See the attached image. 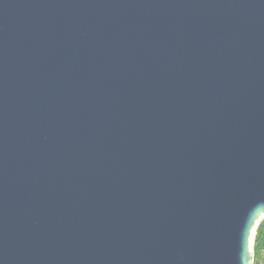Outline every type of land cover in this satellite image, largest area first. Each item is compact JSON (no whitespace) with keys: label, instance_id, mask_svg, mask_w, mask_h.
<instances>
[{"label":"water","instance_id":"obj_1","mask_svg":"<svg viewBox=\"0 0 264 264\" xmlns=\"http://www.w3.org/2000/svg\"><path fill=\"white\" fill-rule=\"evenodd\" d=\"M264 0H0V264H254Z\"/></svg>","mask_w":264,"mask_h":264},{"label":"trees","instance_id":"obj_2","mask_svg":"<svg viewBox=\"0 0 264 264\" xmlns=\"http://www.w3.org/2000/svg\"><path fill=\"white\" fill-rule=\"evenodd\" d=\"M254 264H264V220L260 224L256 234Z\"/></svg>","mask_w":264,"mask_h":264}]
</instances>
